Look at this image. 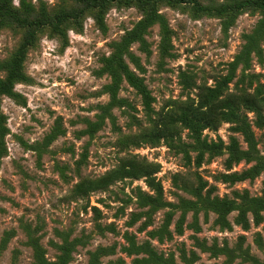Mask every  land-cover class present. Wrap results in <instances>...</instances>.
<instances>
[{
  "label": "rangeland",
  "instance_id": "rangeland-1",
  "mask_svg": "<svg viewBox=\"0 0 264 264\" xmlns=\"http://www.w3.org/2000/svg\"><path fill=\"white\" fill-rule=\"evenodd\" d=\"M106 1L0 0V264H264V7Z\"/></svg>",
  "mask_w": 264,
  "mask_h": 264
},
{
  "label": "trees",
  "instance_id": "trees-1",
  "mask_svg": "<svg viewBox=\"0 0 264 264\" xmlns=\"http://www.w3.org/2000/svg\"><path fill=\"white\" fill-rule=\"evenodd\" d=\"M84 2L87 3V5H104L107 1L106 0H83ZM259 6L264 7V2H259V0L256 2ZM198 7H200L198 5ZM5 6L4 5H0V14L4 13V12H9V10H4ZM11 17H14V19H16L17 21H20L16 16H14V14L10 13ZM69 16V13H62L59 15L55 16V20H57L58 22L63 21L64 19H66ZM148 23V21H147ZM134 37V36H132ZM25 50L24 48H21L17 54L14 56V66L12 68V73L9 75V78L7 80L4 81H0V93L3 92H10L11 86H12V80L11 78L14 77L15 73H18L19 67H20V61H21V57L23 56ZM121 69L124 71L125 77L127 78V80L129 81V83L131 85H133L142 95L143 99L145 100V102H149L150 100V96H149V92L147 90V88L142 84V82L137 79L128 69L127 67H125L124 65L121 64ZM255 103H258V100L255 98L253 100ZM190 125L192 127H194L193 123L190 122ZM164 127L167 128L166 123L164 124ZM149 165L144 166L143 169L148 168ZM150 167V166H149ZM129 171H134V168H129ZM148 171V170H146ZM145 171V172H146Z\"/></svg>",
  "mask_w": 264,
  "mask_h": 264
}]
</instances>
